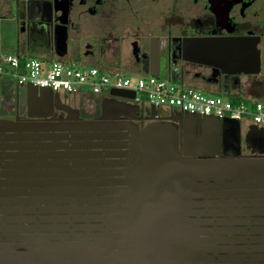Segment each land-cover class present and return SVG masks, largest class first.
Wrapping results in <instances>:
<instances>
[{
    "label": "flooded vegetation",
    "instance_id": "af4514ba",
    "mask_svg": "<svg viewBox=\"0 0 264 264\" xmlns=\"http://www.w3.org/2000/svg\"><path fill=\"white\" fill-rule=\"evenodd\" d=\"M217 15L225 19L218 23ZM259 16H264V0H0V25L7 23L5 37L15 45L19 56L97 66L105 72L125 76L129 73L166 74L179 86L226 98L243 96L256 76L226 74L221 69L184 59V41L194 37L250 33L261 35L263 39L264 19ZM43 97L44 103L54 104L52 111L49 108L30 109L25 85H16L13 94L12 88L5 90L0 80V118L35 122L47 128L35 134L26 131L2 135L0 235L3 234L1 229L8 225L5 223L8 216L12 218L10 224H15L13 219L18 217L20 206L31 224L41 221L54 225L50 221L53 220L61 229L66 226L74 229L86 224V218L92 224L102 223L99 219L104 214L101 200L106 195L113 200L118 190L132 191L127 194L128 212L156 221V205L164 204L169 208L177 200L174 197L178 196L179 189L183 191L181 201L185 199L190 205V223L196 219L195 210L202 213L200 220L210 219L208 212L216 208L208 205L220 200L236 204L225 208L234 215L219 217L227 222L220 228L264 231V188L226 189L225 198H215L210 195L212 190L196 189L193 185L147 182L140 172L131 177L125 170H110L104 165L84 166L87 161L103 160L99 153L101 148L90 147L93 155L89 160L80 157L84 149L79 144L85 140L75 137L77 131L68 136L69 131L59 127L70 121L68 110L74 115L78 113L83 120L100 118L103 99L114 96H83L46 90ZM115 98L136 104L124 97ZM138 106L140 109L133 115L120 118L148 124L171 121L170 116L183 113L151 105ZM37 113L49 115H30ZM193 118L197 130L219 121L214 116L188 115V120ZM225 124L226 130H233V123L226 121ZM254 126L258 125L251 120L244 126L241 119V155L260 154L247 142V133ZM179 128L184 139L185 126ZM224 138L223 129L222 143ZM96 142L99 140L90 139L88 144ZM131 202L136 205L130 206ZM108 205L113 207L114 203ZM112 214L107 212V215ZM165 221L173 219L165 218ZM111 223L110 220L108 224ZM191 228L194 229V225ZM199 228L210 230L208 224ZM263 233L255 236L262 237ZM200 237L208 239L210 234L202 233Z\"/></svg>",
    "mask_w": 264,
    "mask_h": 264
},
{
    "label": "water",
    "instance_id": "95a60500",
    "mask_svg": "<svg viewBox=\"0 0 264 264\" xmlns=\"http://www.w3.org/2000/svg\"><path fill=\"white\" fill-rule=\"evenodd\" d=\"M217 19L219 23L225 18L217 15ZM261 41V35L252 33L194 37L185 39L183 56L226 74L258 75L262 70ZM25 89L30 109H54L52 102H43V93L52 89L34 84L25 85ZM111 95L114 97L102 101L100 118L83 120L78 113L74 115L68 110L70 121L59 127L69 131L66 135L77 131L75 137L85 140L79 144L84 149L80 157L89 160L93 155L89 148H101L99 153L103 160L87 161L84 166L104 165L110 170H125L131 177L140 172L147 182L193 185L196 189L212 190L210 195L215 198H225L226 189L264 188V127H251L247 133V142L260 154L244 156L240 154L239 117L208 116L217 117L219 121L205 124L202 130L196 129L194 118L188 120L189 114L200 115L192 112L172 115L171 121L138 124L120 116L133 115L139 106L115 98L131 99L135 93L114 88ZM30 115L47 116L49 113ZM226 121L233 123V130H226ZM180 125L185 126L184 139ZM45 129L35 122L0 118V140L2 135L11 132L35 134ZM90 139L99 142L88 144ZM130 192L118 190L113 200L104 196L101 200L104 214L99 217L102 223L92 224L86 218V224L74 229L68 226L61 229L53 220L50 221L54 225L41 221L31 224L20 206L18 217L13 219L15 224H10L12 218L8 216L6 229H1L0 264H264V236H255L263 230L220 228L227 222L219 217L234 215L225 208L235 203L212 201L208 206L216 209L208 212L211 218L202 221L199 217L202 213L195 210L196 219L190 223V205L185 199L181 201L183 191L179 189L178 196L174 197L177 200L169 208L164 204L156 205L154 221L128 212L127 194ZM109 202L114 206H109ZM108 211L113 214L107 215ZM164 217L173 221H165ZM110 220L113 223L108 224ZM205 224L210 230L199 228ZM202 233H209L210 237L204 239L200 237ZM225 234L231 236H221Z\"/></svg>",
    "mask_w": 264,
    "mask_h": 264
},
{
    "label": "built area",
    "instance_id": "2783aa9c",
    "mask_svg": "<svg viewBox=\"0 0 264 264\" xmlns=\"http://www.w3.org/2000/svg\"><path fill=\"white\" fill-rule=\"evenodd\" d=\"M11 75L17 85L34 84L41 88L83 96H109L114 88L135 93L129 100L138 105L160 109H176L205 116L247 117L264 126V103L249 99L234 104L218 95H207L190 87L179 86L171 79L156 75L132 78L120 73H108L97 66L63 60L43 61L33 57L22 59L16 53L0 50V76Z\"/></svg>",
    "mask_w": 264,
    "mask_h": 264
},
{
    "label": "rangeland",
    "instance_id": "374dc122",
    "mask_svg": "<svg viewBox=\"0 0 264 264\" xmlns=\"http://www.w3.org/2000/svg\"><path fill=\"white\" fill-rule=\"evenodd\" d=\"M259 19L263 20L264 16H259ZM6 25H7L6 22H4V23H2V25H0V50L2 52H5V53H16L15 45L12 44L10 41H8V39L5 37V31L8 32V30H6L7 29ZM259 48L261 50V57H262V70H261V73L259 75H255L256 77H253L255 79L258 78V76H260L261 79L264 78V38L260 42ZM127 75L129 77H132V78H138V77H141V76H148V75L137 74V73H129ZM159 77H161L163 79H171V78H168V75H166V74L160 75ZM0 80H1V82L3 84V86L5 87V90H6V88H12L13 94H14V88L17 85L14 77L11 76V75H1L0 76ZM207 95L214 96V95H218V94H207ZM218 96H221L224 99H228L224 95H218ZM253 100H260V101H262L264 103V96L254 97ZM241 119H242L243 125L245 126L248 123L247 117H245V116L243 117L242 116ZM262 127H264V126H262Z\"/></svg>",
    "mask_w": 264,
    "mask_h": 264
},
{
    "label": "crops",
    "instance_id": "0c3cea01",
    "mask_svg": "<svg viewBox=\"0 0 264 264\" xmlns=\"http://www.w3.org/2000/svg\"><path fill=\"white\" fill-rule=\"evenodd\" d=\"M243 96L248 100L254 97L264 96V78L261 79V77L258 76V78L253 79L251 85L248 86L243 93Z\"/></svg>",
    "mask_w": 264,
    "mask_h": 264
},
{
    "label": "trees",
    "instance_id": "16d2710c",
    "mask_svg": "<svg viewBox=\"0 0 264 264\" xmlns=\"http://www.w3.org/2000/svg\"><path fill=\"white\" fill-rule=\"evenodd\" d=\"M21 58H22V59H25L26 57H22V56H21ZM228 99H229L231 102H233L234 104L239 103V102H241V101H246V102L248 101V99L244 98V96H238V95L230 96Z\"/></svg>",
    "mask_w": 264,
    "mask_h": 264
}]
</instances>
